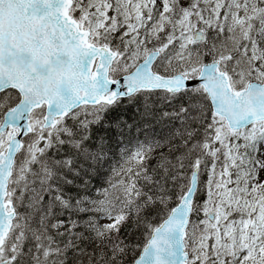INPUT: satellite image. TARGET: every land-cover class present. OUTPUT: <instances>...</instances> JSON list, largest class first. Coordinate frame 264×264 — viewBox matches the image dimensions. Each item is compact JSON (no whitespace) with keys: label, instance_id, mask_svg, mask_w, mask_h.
<instances>
[{"label":"snow or ice","instance_id":"6c2138e0","mask_svg":"<svg viewBox=\"0 0 264 264\" xmlns=\"http://www.w3.org/2000/svg\"><path fill=\"white\" fill-rule=\"evenodd\" d=\"M0 264H264V0H0Z\"/></svg>","mask_w":264,"mask_h":264}]
</instances>
